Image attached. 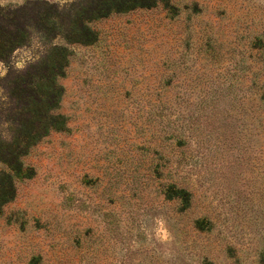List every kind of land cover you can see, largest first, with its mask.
<instances>
[{
	"label": "rangeland",
	"instance_id": "374dc122",
	"mask_svg": "<svg viewBox=\"0 0 264 264\" xmlns=\"http://www.w3.org/2000/svg\"><path fill=\"white\" fill-rule=\"evenodd\" d=\"M89 26L88 44L31 29L0 59L8 138L9 79L51 43L69 50L67 126L22 158L0 264H264V0H168Z\"/></svg>",
	"mask_w": 264,
	"mask_h": 264
},
{
	"label": "trees",
	"instance_id": "16d2710c",
	"mask_svg": "<svg viewBox=\"0 0 264 264\" xmlns=\"http://www.w3.org/2000/svg\"><path fill=\"white\" fill-rule=\"evenodd\" d=\"M168 0H79L73 7L60 8L47 0L29 1L23 7L0 11V59L26 44L31 29L42 37H63L67 43L88 44L97 39L89 26L95 18L136 8H151ZM74 11V13H73ZM69 50L65 45L49 44L44 55L9 79L10 104L4 111L9 137H0V212L16 195L15 181L27 176L22 158L52 131L64 130L66 117L57 112L63 94L58 78L64 75Z\"/></svg>",
	"mask_w": 264,
	"mask_h": 264
}]
</instances>
